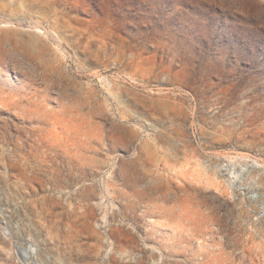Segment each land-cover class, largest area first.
<instances>
[{
  "label": "rangeland",
  "instance_id": "1",
  "mask_svg": "<svg viewBox=\"0 0 264 264\" xmlns=\"http://www.w3.org/2000/svg\"><path fill=\"white\" fill-rule=\"evenodd\" d=\"M0 264H264V0H0Z\"/></svg>",
  "mask_w": 264,
  "mask_h": 264
}]
</instances>
